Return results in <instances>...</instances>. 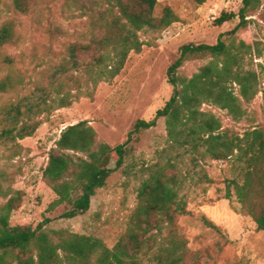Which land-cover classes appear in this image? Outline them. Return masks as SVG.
Wrapping results in <instances>:
<instances>
[{
	"label": "trees",
	"instance_id": "obj_1",
	"mask_svg": "<svg viewBox=\"0 0 264 264\" xmlns=\"http://www.w3.org/2000/svg\"><path fill=\"white\" fill-rule=\"evenodd\" d=\"M92 1L96 8L89 37L72 44L70 67L58 65L46 84H35L28 95L7 108L10 127L5 131L10 135L30 136L40 124L39 115L70 105L84 89L92 94L101 81L112 80L121 72L131 52L139 53L152 44L150 38H142V33L152 37L178 20L170 6L157 15L158 0ZM193 1L203 4L207 0ZM13 5L17 11L27 12L29 0H13ZM261 8L264 0H243L237 12L222 11L215 19L216 25L238 21L216 43L182 45L167 71L172 85L170 98L152 119L137 120L124 143L112 146L100 141L87 120L62 130L43 172L45 183L57 196L53 205L67 207L62 217L73 218L88 211L96 191L124 165L133 135L164 118L172 144L189 146L198 159L207 156L239 166L242 179L227 180L225 198L235 196L240 211L253 219L257 230L264 231V124L240 132L224 127L219 118L202 110L203 104L212 103L238 119L244 115L243 104L258 94L257 72L242 64L252 46L237 40L236 35L257 22L253 16ZM14 37L11 22L0 26V48L11 44ZM197 59L209 61L191 75L181 71L187 62ZM14 86L11 76L0 80L1 92ZM262 107L264 114V99ZM147 174L137 189V205L127 229L112 247L101 238L48 230L43 224L12 225L11 214L22 201V193L15 191L0 205V264H203L179 228V218L188 210L180 193L182 179L176 161L152 164ZM203 219L220 230L212 220Z\"/></svg>",
	"mask_w": 264,
	"mask_h": 264
},
{
	"label": "rangeland",
	"instance_id": "obj_2",
	"mask_svg": "<svg viewBox=\"0 0 264 264\" xmlns=\"http://www.w3.org/2000/svg\"><path fill=\"white\" fill-rule=\"evenodd\" d=\"M243 0H158L159 15L170 6L178 20L161 33L149 37L152 44L139 53L131 52L124 68L112 80L101 81L92 94L81 93L70 105L43 113L32 135L20 138L10 135L7 108L28 95L35 84L47 83L58 65H69L70 48L85 42L91 31L95 4L92 0H29L27 12H19L13 0H0V26L14 25L11 44L0 48V80L11 76L15 86L0 91V205L15 192L22 201L10 218L12 225L48 230H68L92 235L112 247L126 231L130 214L137 205V189L147 177L148 166L169 159L176 161L182 179L181 195L187 201V213L179 218V228L188 246L201 255L203 264H264V231L253 219L240 211L235 196L225 198L226 182L242 179L234 162L196 157L192 149L172 144L166 122L134 134L128 145L124 165L116 169L92 197L88 211L73 218H64L66 205H53L57 198L45 183L44 168L48 153L55 146L62 130L87 120L97 131L98 139L112 146L124 143L139 119L150 120L172 94L167 71L186 43L214 44L221 34L232 30L237 20L216 25L222 11L237 12ZM264 8L253 16L256 23L240 30L237 40L252 48L245 54L243 66L258 74L259 92L238 119L212 103L202 110L219 118L224 127L243 132L264 124ZM225 37V36H224ZM263 53L262 56H258ZM209 60L187 62L182 72L191 75ZM76 90H72L75 94ZM115 167V163L110 165ZM204 217L220 230L208 226ZM13 264V263H9Z\"/></svg>",
	"mask_w": 264,
	"mask_h": 264
}]
</instances>
